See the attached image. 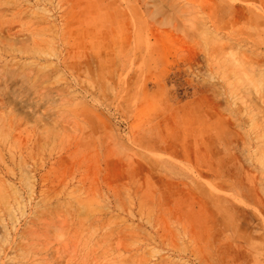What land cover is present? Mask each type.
I'll return each mask as SVG.
<instances>
[{
	"label": "rangeland",
	"instance_id": "1",
	"mask_svg": "<svg viewBox=\"0 0 264 264\" xmlns=\"http://www.w3.org/2000/svg\"><path fill=\"white\" fill-rule=\"evenodd\" d=\"M0 264H264V0H0Z\"/></svg>",
	"mask_w": 264,
	"mask_h": 264
}]
</instances>
